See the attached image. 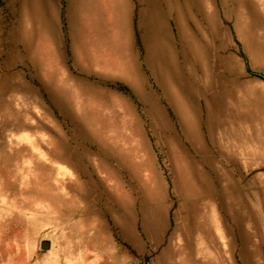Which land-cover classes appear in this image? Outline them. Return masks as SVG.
I'll use <instances>...</instances> for the list:
<instances>
[{
  "label": "rangeland",
  "instance_id": "374dc122",
  "mask_svg": "<svg viewBox=\"0 0 264 264\" xmlns=\"http://www.w3.org/2000/svg\"><path fill=\"white\" fill-rule=\"evenodd\" d=\"M31 1L0 0V264H264V0H157L187 79L228 82L212 132L209 94L146 62L148 0H100L114 54L87 57L67 0H44L55 35Z\"/></svg>",
  "mask_w": 264,
  "mask_h": 264
},
{
  "label": "crops",
  "instance_id": "0c3cea01",
  "mask_svg": "<svg viewBox=\"0 0 264 264\" xmlns=\"http://www.w3.org/2000/svg\"><path fill=\"white\" fill-rule=\"evenodd\" d=\"M67 2L69 5L71 30L74 37L76 52L81 56L87 57L88 54L93 53L94 45H96V47L105 46L106 49L112 51L114 54V2L110 3L113 12L110 24L106 23L104 15L100 11V0H67ZM30 12L34 21L45 24L47 29L50 30L49 32H52L54 29L53 23L56 17L55 13H51V11H49L45 6L44 0H32L30 2ZM143 16V41L146 48V62L150 68L152 67L153 69L156 68V70H158L161 85H167V83L171 82V80H174L176 84L179 83L178 89L180 93L182 95H190V97L200 91L207 92L209 94L207 99V119L209 129L212 132L215 126H222L221 114L224 106V100L231 93L228 82L225 83V77L221 73H217L215 70L207 68L206 72L208 81L204 87H200V81L197 77L193 76V71H191L190 79H187L188 77L184 73V67L179 65V63H177L173 58L175 56H173L170 44L166 41L164 42L163 40L166 35L164 23L165 16L158 10L157 0H148V2H146L145 7L143 8ZM155 16L158 21L153 19ZM208 22L215 30L217 29V22ZM107 24H109V26ZM182 26L183 25L181 23V27ZM55 33L54 29V35ZM91 36L95 37V43L91 41ZM249 41H251V39L247 38V42ZM86 43L88 44L87 46ZM249 44L252 43L249 42ZM88 47L90 50H88ZM190 47L198 59H205L209 53L208 48H199L198 46L195 47V45L191 46V44ZM252 50L259 54L258 50L253 46H251L250 51ZM107 60L110 61L111 68L114 70V57H111L110 59L106 58L105 62H107ZM219 63L221 67L226 70V72H230L234 69V66L229 62V60L220 58ZM192 77H194V79ZM194 104V102L190 103L192 107H194ZM176 109L179 112L182 125H185V130L193 141L197 142V145L195 144V147L193 145V148H196V150L205 154V147L200 140V134L194 121L190 120V123L188 124L180 106L177 105ZM185 163L188 164V161ZM189 165L192 167L194 166L193 163H190ZM196 172H198V170H192V173ZM234 189L238 188L234 187ZM249 214L254 217L252 211L249 212ZM258 250L260 249L254 248L252 252V250L248 251V249L245 248L243 254L246 259H249L248 254L259 253Z\"/></svg>",
  "mask_w": 264,
  "mask_h": 264
},
{
  "label": "bare ground",
  "instance_id": "6f19581e",
  "mask_svg": "<svg viewBox=\"0 0 264 264\" xmlns=\"http://www.w3.org/2000/svg\"><path fill=\"white\" fill-rule=\"evenodd\" d=\"M153 16H154V15H153ZM153 19H154L155 21H158V19H157L156 16H155ZM88 24H89V23H88ZM88 28L90 29L89 26H88ZM84 31H85V30H84ZM89 31H90V30H89ZM87 41H89V40H87ZM87 43H88V42H87ZM87 43H86V46L88 45ZM89 44H90V43H89ZM89 46H90V45H89ZM90 47H91V46H90ZM88 50H90L89 47H88ZM88 50H87V51H88ZM91 51H92V50H91ZM87 54H88V53H87ZM88 55H89V54H88Z\"/></svg>",
  "mask_w": 264,
  "mask_h": 264
},
{
  "label": "water",
  "instance_id": "95a60500",
  "mask_svg": "<svg viewBox=\"0 0 264 264\" xmlns=\"http://www.w3.org/2000/svg\"><path fill=\"white\" fill-rule=\"evenodd\" d=\"M48 246H49L48 243H45V244H44V247H45V248H47Z\"/></svg>",
  "mask_w": 264,
  "mask_h": 264
}]
</instances>
